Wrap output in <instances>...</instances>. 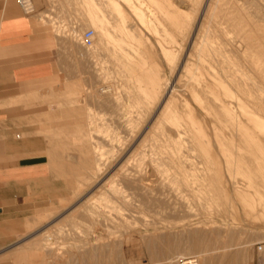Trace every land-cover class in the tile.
<instances>
[{"label":"bare ground","instance_id":"bare-ground-1","mask_svg":"<svg viewBox=\"0 0 264 264\" xmlns=\"http://www.w3.org/2000/svg\"><path fill=\"white\" fill-rule=\"evenodd\" d=\"M81 1L95 28L86 51L112 56L127 97H107L102 72L94 76L96 92L108 106L126 103L110 119L115 137L84 126L71 133L82 143L78 172L64 157L52 171L77 176V197L103 188L104 180L119 183L106 199L111 211L115 204L148 208L174 200L188 212L190 203L176 192L185 187L204 207L217 203L225 217L240 210L242 226L264 230V0ZM78 35L69 29L66 37L75 43ZM97 208L99 215L87 209L86 216L105 219ZM32 241L24 249L43 243Z\"/></svg>","mask_w":264,"mask_h":264},{"label":"rangeland","instance_id":"rangeland-1","mask_svg":"<svg viewBox=\"0 0 264 264\" xmlns=\"http://www.w3.org/2000/svg\"><path fill=\"white\" fill-rule=\"evenodd\" d=\"M82 6L81 0H47L46 10L38 14L39 24L51 38L58 40L60 65L56 75L58 80L53 82L51 94L44 95L34 104L43 105L45 109L38 114L36 122L39 127L34 130V134L42 136L46 142L45 159L64 157L66 164L74 165L75 173L78 172L82 143H76L74 136L85 128L88 130L92 127L108 131V139L115 137L116 135H112L110 119L120 106L126 103L127 97L126 83L121 78L119 80V76L112 71V56L103 53L91 57L86 51L88 48L81 44V35L85 30L95 31V28L85 21ZM46 15L53 19L46 18ZM69 29L78 31L77 42L72 43L69 37H66ZM95 43L96 40L94 45ZM97 72L105 73L104 81L105 84L108 83L107 90L111 92L107 97L122 101L125 94V101L123 104L120 102L119 108L112 103L113 107L110 104L108 106L107 103L110 102H103L106 96L100 97L96 92L98 89L95 87L94 76ZM123 84L125 85L121 87ZM120 91L123 92V97ZM41 93H44V90L16 97L12 103L18 104L23 98ZM18 105L34 106L27 102ZM90 121L92 126L89 125ZM81 126H84L83 130ZM221 169L222 176L225 177L223 167ZM50 176L59 188H56L57 191L51 200L49 198L46 202V205L50 202L49 208L36 214L35 222L29 227V222L35 217L27 221L25 232L34 233L16 249L12 259H8L11 264H177V260L184 257H196L199 264H264V230L242 226L243 214L240 210L237 211V216L236 212L234 215L233 212L225 217L217 203L206 204L207 209L202 200L199 202L196 197L190 198L194 197L190 188L186 190L185 187H180L179 191L176 190L180 194L184 193L187 204L190 203V215L176 207L178 203L174 200L159 204V207L154 205L148 208L139 204L138 207L115 204L113 207L116 209L111 208V211L110 208H105L112 207L106 199L113 190L122 188L119 183L110 181L104 185V180L103 188L90 189V192L77 197L76 175H72L70 180L60 178L54 173H50ZM66 181L71 185L66 184ZM166 189L170 190L167 187ZM97 206L105 209V219H90L86 216L87 209H93L99 215ZM178 211L179 213H176ZM218 212L222 213L223 217H220ZM56 221L58 223H55ZM129 227L132 229L127 230ZM48 231L53 232L51 234ZM32 240H41L43 243L37 247L39 249H33L34 251L24 249L34 242ZM258 246H261V249H258ZM56 253L60 256L57 259Z\"/></svg>","mask_w":264,"mask_h":264},{"label":"crops","instance_id":"crops-1","mask_svg":"<svg viewBox=\"0 0 264 264\" xmlns=\"http://www.w3.org/2000/svg\"><path fill=\"white\" fill-rule=\"evenodd\" d=\"M32 2L35 13L26 15L16 0H0V264H11L8 259L34 233L25 232L27 221L49 208L46 202L59 188L50 173L57 174L52 163L61 159H45L46 142L34 134L37 116L45 111L34 104L58 80L59 43L39 24L47 0ZM43 90L17 102L34 106L12 103Z\"/></svg>","mask_w":264,"mask_h":264},{"label":"built area","instance_id":"built-area-1","mask_svg":"<svg viewBox=\"0 0 264 264\" xmlns=\"http://www.w3.org/2000/svg\"><path fill=\"white\" fill-rule=\"evenodd\" d=\"M16 1L19 4L23 13H25L26 15H32L34 13V8L31 0H16ZM93 35H94L93 30L91 29L85 30L81 35V44L84 47L92 46ZM257 248L261 249V246H258ZM135 264H144V262L135 263ZM177 264H198V260L196 257H184V258H179L177 260Z\"/></svg>","mask_w":264,"mask_h":264}]
</instances>
